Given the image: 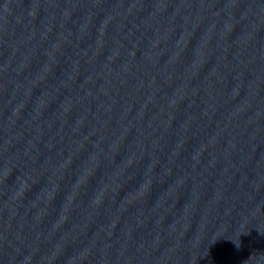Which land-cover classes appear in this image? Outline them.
Instances as JSON below:
<instances>
[{"label": "water", "instance_id": "water-1", "mask_svg": "<svg viewBox=\"0 0 264 264\" xmlns=\"http://www.w3.org/2000/svg\"><path fill=\"white\" fill-rule=\"evenodd\" d=\"M154 264H264V87L219 150Z\"/></svg>", "mask_w": 264, "mask_h": 264}]
</instances>
